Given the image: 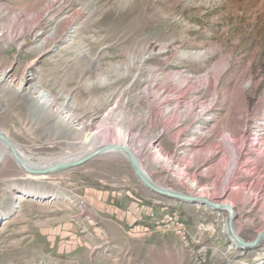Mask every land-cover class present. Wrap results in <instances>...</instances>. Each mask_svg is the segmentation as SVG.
<instances>
[{"label": "rangeland", "instance_id": "obj_1", "mask_svg": "<svg viewBox=\"0 0 264 264\" xmlns=\"http://www.w3.org/2000/svg\"><path fill=\"white\" fill-rule=\"evenodd\" d=\"M104 127L126 134L159 187L233 202L238 236L256 240L264 0H0V130L27 156L57 159L98 147L84 140ZM106 193L151 211L112 218ZM227 221L150 191L121 153L44 179L0 167V264H264V240L235 246Z\"/></svg>", "mask_w": 264, "mask_h": 264}, {"label": "water", "instance_id": "obj_2", "mask_svg": "<svg viewBox=\"0 0 264 264\" xmlns=\"http://www.w3.org/2000/svg\"><path fill=\"white\" fill-rule=\"evenodd\" d=\"M0 142L5 147H7L9 153H11L13 160L16 161L19 166L22 167L23 172L28 176L30 175L33 177H44V176H52L55 174H59V172L73 169L74 167L83 165L89 162V159H92L99 155H104V152L113 151V152L121 153L122 155H124L126 159H128L134 174L136 173V176L140 180V182L144 185V187L154 192L155 194L161 197H164V198L167 197L177 202L185 201V202H190V203H195V204L199 203L208 208L212 207L213 209H218V210L223 208L221 206H218L217 204H214L213 202H209L207 199L198 198V197L193 198L183 193L180 194L170 189H167V188L164 189V188L159 187L158 185H156L155 183H153L151 180L147 178L146 174L141 169L138 158L134 157L133 154L126 147L122 145L109 146L102 150H96L92 153H89V155L87 156L74 160V162L62 163V164L52 166V167L32 168V167L26 166L23 159L19 156L15 146L12 145L10 139L1 131H0ZM223 209L228 211L227 232H229L235 246L240 247L242 249L243 248H255L258 246L260 242L264 240V232H263L253 242L242 241L237 236L233 228V222H234L235 216H233L232 208L229 205H227V206H224Z\"/></svg>", "mask_w": 264, "mask_h": 264}, {"label": "bare ground", "instance_id": "obj_3", "mask_svg": "<svg viewBox=\"0 0 264 264\" xmlns=\"http://www.w3.org/2000/svg\"><path fill=\"white\" fill-rule=\"evenodd\" d=\"M20 85H22V84H20ZM39 98L41 99V102L47 101V103H49V101H50L49 97L47 96L45 91H39ZM84 141H85L84 143L88 144V145L90 143H96V146L98 144V147H94L92 149H90V148L86 149V150H84V151H82L81 153H78V154H75V153L74 154H67V155L61 156V157H59L57 159H50V158H45V157L44 158H34L33 159L32 158L33 156H31V155L27 156L26 154L21 152V149H19L17 146H15L14 143H12V142L11 143H12L13 146H15L19 156L23 159V161L25 162L26 166L27 167H32V168L52 167V166H56V165H59V164H62V163L74 162V160H77V159H79L81 157L87 156V155H89V153H92V152H94L96 150H102V149H104L106 147H109V146L122 145V146L126 147L133 154L134 157H136L135 153H133L131 151L132 149L131 150L129 149L130 147L128 146V143H126V134L121 132L120 130L118 131L117 129H114V128L111 129V128H108V127H106V128L104 127V129L101 132H89V134L85 137ZM226 141H228L229 145H233V146L235 145V142H236L235 139L233 138V136H231V135H229L226 138ZM104 153H117V152L107 151V152H104ZM236 155L237 154H235V156ZM8 159H10L12 162H15L17 164V162L13 160V158L11 156V153H9L7 147H5L0 142V167L4 163V161H6ZM235 159H237V156L235 157ZM19 168L23 172L22 167L19 166ZM146 176L149 179L147 174H146ZM39 178L33 177V179H39ZM41 178L44 179V177H41ZM149 180H151V179H149ZM189 197H192V196H189ZM196 197L202 198L200 196H196ZM196 197H193V198H196ZM203 199H205V198H203ZM208 201L209 202H213L214 204H217L218 206H221L223 208H224V206H227V205H229L231 208L233 207V202L219 203V202H216V201H210V200H208ZM210 209H212V207ZM232 210H233V208H232ZM233 216H234V210H233ZM233 228H234V222H233ZM234 231H235V229H234ZM236 234H237V232H236ZM237 236H238V234H237ZM242 241H244V240H242Z\"/></svg>", "mask_w": 264, "mask_h": 264}, {"label": "crops", "instance_id": "obj_4", "mask_svg": "<svg viewBox=\"0 0 264 264\" xmlns=\"http://www.w3.org/2000/svg\"><path fill=\"white\" fill-rule=\"evenodd\" d=\"M117 197V198H115ZM118 195L113 193H106L104 197H100L102 201V208L104 209V214H109L110 217L118 219L125 212H131L130 220H133L136 224L139 220L143 221L140 216L144 214L145 211L150 213L151 208L145 207L137 199H135L131 194L126 198H118ZM107 204L105 205V203ZM124 202V204H123ZM139 217V218H138Z\"/></svg>", "mask_w": 264, "mask_h": 264}, {"label": "built area", "instance_id": "obj_5", "mask_svg": "<svg viewBox=\"0 0 264 264\" xmlns=\"http://www.w3.org/2000/svg\"><path fill=\"white\" fill-rule=\"evenodd\" d=\"M164 227L170 230H173L174 233H176L179 236L184 235L185 233V227L183 222L176 216H168L167 217V224H164Z\"/></svg>", "mask_w": 264, "mask_h": 264}]
</instances>
